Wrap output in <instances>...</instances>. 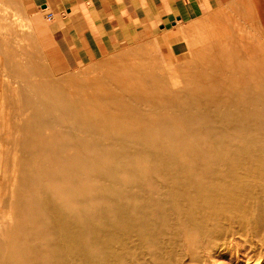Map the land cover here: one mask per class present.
<instances>
[{
	"label": "rangeland",
	"instance_id": "1",
	"mask_svg": "<svg viewBox=\"0 0 264 264\" xmlns=\"http://www.w3.org/2000/svg\"><path fill=\"white\" fill-rule=\"evenodd\" d=\"M226 20L67 71L0 0V264H264V31Z\"/></svg>",
	"mask_w": 264,
	"mask_h": 264
},
{
	"label": "crops",
	"instance_id": "2",
	"mask_svg": "<svg viewBox=\"0 0 264 264\" xmlns=\"http://www.w3.org/2000/svg\"><path fill=\"white\" fill-rule=\"evenodd\" d=\"M21 4L47 62L67 71L147 41L175 58L199 42L200 34L236 15L250 18L264 31V0H21ZM133 51L145 54L141 48Z\"/></svg>",
	"mask_w": 264,
	"mask_h": 264
},
{
	"label": "bare ground",
	"instance_id": "3",
	"mask_svg": "<svg viewBox=\"0 0 264 264\" xmlns=\"http://www.w3.org/2000/svg\"><path fill=\"white\" fill-rule=\"evenodd\" d=\"M201 48H203V46H200V48H199V50L201 49ZM198 53V52H197ZM252 88V87H251ZM19 90V89H18ZM19 93V92H18ZM250 99V98H249ZM59 100H60V97L59 96H55V98H53L52 100H51V104H55V103H58L59 102ZM261 105L262 106H264V99L262 100V102H261ZM252 111V110H251ZM2 112V111H1ZM0 112V113H1ZM4 118V117H3ZM5 121V120H4ZM4 123V122H3ZM1 125V124H0ZM10 147V146H9ZM2 149V148H1ZM4 151V150H3ZM5 179V178H4ZM2 181V180H1ZM2 183V182H1ZM1 183H0V185H1ZM12 190V189H11ZM11 201V200H10ZM69 229V228H68ZM98 239V238H97ZM237 253V252H236Z\"/></svg>",
	"mask_w": 264,
	"mask_h": 264
},
{
	"label": "built area",
	"instance_id": "4",
	"mask_svg": "<svg viewBox=\"0 0 264 264\" xmlns=\"http://www.w3.org/2000/svg\"><path fill=\"white\" fill-rule=\"evenodd\" d=\"M47 18L50 19L51 18V14H48Z\"/></svg>",
	"mask_w": 264,
	"mask_h": 264
}]
</instances>
